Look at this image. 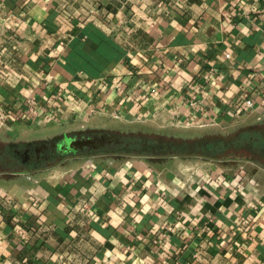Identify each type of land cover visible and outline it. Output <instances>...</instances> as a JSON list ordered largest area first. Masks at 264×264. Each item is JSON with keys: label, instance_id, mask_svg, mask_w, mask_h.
Wrapping results in <instances>:
<instances>
[{"label": "crops", "instance_id": "1", "mask_svg": "<svg viewBox=\"0 0 264 264\" xmlns=\"http://www.w3.org/2000/svg\"><path fill=\"white\" fill-rule=\"evenodd\" d=\"M263 95L264 0H0V264H264V145L65 142L264 130Z\"/></svg>", "mask_w": 264, "mask_h": 264}, {"label": "trees", "instance_id": "2", "mask_svg": "<svg viewBox=\"0 0 264 264\" xmlns=\"http://www.w3.org/2000/svg\"><path fill=\"white\" fill-rule=\"evenodd\" d=\"M119 142L107 147L109 151L139 155H201L219 159L240 155L251 146L264 145V130L252 127L238 128L228 134L206 133L191 139H181L154 132L117 134Z\"/></svg>", "mask_w": 264, "mask_h": 264}, {"label": "water", "instance_id": "3", "mask_svg": "<svg viewBox=\"0 0 264 264\" xmlns=\"http://www.w3.org/2000/svg\"><path fill=\"white\" fill-rule=\"evenodd\" d=\"M117 143L119 142V138L112 136H100L99 138H84V137H79V138H74L73 140L69 141L68 140V145L70 147H83V146H87L89 149H97L99 146H102L104 143Z\"/></svg>", "mask_w": 264, "mask_h": 264}, {"label": "built area", "instance_id": "4", "mask_svg": "<svg viewBox=\"0 0 264 264\" xmlns=\"http://www.w3.org/2000/svg\"><path fill=\"white\" fill-rule=\"evenodd\" d=\"M244 104H245L246 107H248V108H253V107L256 106V102L253 101V100L250 99V98L245 99V100H244ZM257 104L264 106V95L260 98V101H258ZM3 118H4V116L0 115V122L3 121Z\"/></svg>", "mask_w": 264, "mask_h": 264}, {"label": "rangeland", "instance_id": "5", "mask_svg": "<svg viewBox=\"0 0 264 264\" xmlns=\"http://www.w3.org/2000/svg\"><path fill=\"white\" fill-rule=\"evenodd\" d=\"M149 127H150V126H149ZM150 128H152V127H150ZM111 130H112V129H111ZM95 132H96V133H95ZM95 132H94L95 134H99L98 131H95ZM101 132H102V133H107V134L111 135V134H123V133H129V132H131V131H127V132H118V133H116V132H114V131H112V132H111V131H107V132H106V131H100V134H101ZM133 133H136V132L133 131ZM74 135H75V134H74ZM65 142H66V144L68 143V141H66V140H65ZM52 146H53V144H52ZM67 148H68V149H71L72 147H70V146L67 144ZM50 150H51V149L47 148L45 151H46V152H49ZM247 152H248V151H246L245 154H247ZM59 153H60V152H58V154H59ZM62 153H65V152H62ZM253 155H254V154H253ZM254 157H256V156H254Z\"/></svg>", "mask_w": 264, "mask_h": 264}, {"label": "flooded vegetation", "instance_id": "6", "mask_svg": "<svg viewBox=\"0 0 264 264\" xmlns=\"http://www.w3.org/2000/svg\"><path fill=\"white\" fill-rule=\"evenodd\" d=\"M84 138H91V139H93V138H99V137H97V136H94V135H84ZM115 144L114 143H104L102 146H99V147H101L102 149L103 148H107V147H112V146H114ZM85 147V146H84ZM87 147V146H86ZM44 157H46L45 155H44Z\"/></svg>", "mask_w": 264, "mask_h": 264}]
</instances>
